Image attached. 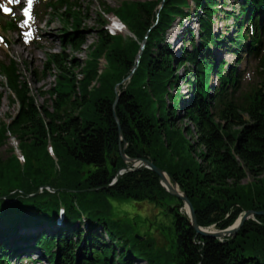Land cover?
<instances>
[{
    "label": "trees",
    "instance_id": "trees-1",
    "mask_svg": "<svg viewBox=\"0 0 264 264\" xmlns=\"http://www.w3.org/2000/svg\"><path fill=\"white\" fill-rule=\"evenodd\" d=\"M238 2L236 12L227 0L101 5L105 22L87 46L80 77L71 58L69 63L58 52L47 54L42 72L54 67L57 73L43 104L15 61H0V85L16 104L9 120L0 122V146L8 134L15 136L24 159L12 152L0 155V264L24 258L51 264H264V215L246 219L234 236L205 237L192 227L184 201L170 194L152 169L124 171L113 185L99 188L125 165L120 145L129 157L148 158L166 171L202 227L224 229L247 209L264 210V83L244 88L239 68L243 51L264 65V0ZM42 4L62 20V44L78 45L85 16L78 5L73 0ZM219 11L234 20L235 34L226 37L227 50L236 55L233 65L215 58L224 40L213 26ZM107 14L133 36L105 28ZM194 18L197 30H185L186 43L181 41L175 56L167 30ZM2 28L15 30L16 24L6 21ZM101 58L105 66L99 70ZM247 176L252 179L243 182ZM92 192L96 195L87 200ZM48 193L64 203L48 195L50 201H43L40 195ZM105 194L164 206L174 217L175 251L164 261L149 241L131 237L126 225L92 210Z\"/></svg>",
    "mask_w": 264,
    "mask_h": 264
},
{
    "label": "rangeland",
    "instance_id": "rangeland-1",
    "mask_svg": "<svg viewBox=\"0 0 264 264\" xmlns=\"http://www.w3.org/2000/svg\"><path fill=\"white\" fill-rule=\"evenodd\" d=\"M47 0H34L33 5L29 9L30 15L25 14L24 9L28 8L27 0H19V3L9 2V0H0V5L10 9V12H5L3 8H0V61L8 62L10 59L15 61L19 74L25 76L30 88L34 95H36V101L38 104H43L49 96L43 94L46 89L52 87L55 83V74L57 73L54 67L48 70L44 69V64L48 53L58 52L64 60L69 62L71 58L75 68L74 72L77 73V77H80L78 71L81 64L85 62L87 57V46L96 39V30L100 27L102 20L99 13L101 11V5H108L109 7H118L123 0H73L78 5V9L85 13V16L80 22L78 27L80 43L74 48L67 45H63L60 38V33L64 24L60 17L53 15L49 8L43 6V2ZM143 1V0H140ZM238 1L240 0H227L228 9L233 8L237 11ZM192 3V2H191ZM193 6V5H192ZM43 8V11H42ZM46 11V12H45ZM106 19L105 28L114 33H121L124 36L132 35V33L126 28L123 30L120 26H116L113 23V14H107L104 16ZM214 30L217 34H223V43L216 47L215 58L217 60L226 59L230 65H233L236 60V55L233 52L227 50L229 44L227 36L235 34L231 28L234 20L224 17V14L219 11L217 16H214ZM192 20L193 22L189 21ZM6 21L15 22V30H5L2 28L3 23ZM175 22L167 30V40L172 43V50L176 55L181 51V41H183L184 32L187 28H194L195 31L197 23L195 18L188 19L182 26L177 25ZM70 28V27H69ZM28 33V35H25ZM262 52H264V25L262 27ZM133 36V35H132ZM186 43V41H183ZM242 61L239 64V68L243 72L242 84L244 88L261 87L264 83V65L260 64V59L251 57L249 54H245V51L241 52ZM70 63V62H69ZM105 66V59L101 58L99 61V70ZM181 73L184 70L181 69ZM218 80L215 74L212 75V83H217ZM93 81L91 82V84ZM184 79L179 80L181 91L186 97L189 93L188 86L185 84ZM184 97V98H185ZM16 112V104L11 102L9 98V91L6 87L0 85V122L8 121L9 116ZM178 123L181 122L179 118L176 119ZM15 153L19 156L20 150L17 147V138L8 134L7 138L0 146V155L2 157L8 156L10 153ZM21 162L24 161L21 157ZM251 176H247L243 179V182L250 181ZM48 183V182H47ZM53 192V189L47 188ZM88 191H95L94 188H87ZM37 192H40L38 190ZM60 192V191H59ZM48 193L40 195L43 201H50L47 197L52 196L60 204L64 201L57 195H51ZM48 195V196H46ZM96 192L91 194L87 193L86 199L93 198ZM44 196L46 198H44ZM39 199L40 202L42 200ZM102 203L96 202L93 205L92 210L98 211L97 214L104 216L108 221L114 220L122 225H126L131 237H136L142 241L145 239L149 241V247L155 254L160 253L161 257L166 259V255L175 251L176 247V233L174 225L173 214L164 206L150 203L149 201L136 202L130 198H115L109 195H102ZM128 224V225H127ZM50 230L54 228L48 226ZM213 227V226H212ZM215 228V227H213ZM143 237V238H141ZM35 257L34 255H32ZM24 258V257H23ZM13 262L14 264H51L46 259L42 261H32L29 258H24L21 262ZM170 264L172 262L169 261Z\"/></svg>",
    "mask_w": 264,
    "mask_h": 264
},
{
    "label": "water",
    "instance_id": "water-1",
    "mask_svg": "<svg viewBox=\"0 0 264 264\" xmlns=\"http://www.w3.org/2000/svg\"><path fill=\"white\" fill-rule=\"evenodd\" d=\"M163 3V0H161V4ZM143 49V45L140 49V51L137 54V58H139L140 54H141V50ZM131 75V74H130ZM129 75V77H130ZM119 86V83L116 85V92L118 91L117 88ZM119 96V92H117L116 97H115V101H114V105L117 102ZM116 121L118 123V119L116 117ZM118 131H119V135L120 138H122V132L120 129V125L118 123ZM119 150H120V155L123 159V161L125 162V165L123 167H121L117 173L116 176L114 178V180L109 183L108 185L105 186H101L99 188H105V187H109L110 185H113L121 176L122 172L124 171H128V170H134V169H139L141 167H147L149 169H152L157 175H159L160 177V181L161 184L163 185V187L172 195L182 199L184 201V206L187 205L188 206V211L186 210L189 218H190V223L192 225V227L196 230L197 233L205 236V237H213V238H223V237H228V236H234L237 234L238 230L241 228V226L243 225V223L245 222L246 219L253 217L254 215L258 214V215H264V210H253V209H247L246 211L243 212L242 215H240L232 225L224 228V229H208L207 227H202L200 225L197 224L196 221V215H195V211L193 208V205L191 204L190 200L188 199L187 195L185 194V192H183L182 190L179 189V186L177 183L175 182H171L169 183V181L167 182V185H165L163 183V181H166V177L165 175H168L166 171L162 170L161 168H159L158 166H156L153 161H151L148 158H133V157H129L127 154L124 153L123 148L119 145ZM95 189V188H94ZM97 189V188H96ZM143 238V237H141Z\"/></svg>",
    "mask_w": 264,
    "mask_h": 264
},
{
    "label": "snow or ice",
    "instance_id": "snow-or-ice-1",
    "mask_svg": "<svg viewBox=\"0 0 264 264\" xmlns=\"http://www.w3.org/2000/svg\"><path fill=\"white\" fill-rule=\"evenodd\" d=\"M9 2H15V3H19V0H9ZM27 3H28V8H25L24 11L25 13H28L29 9L31 8V6L33 5L34 3V0H27ZM0 8H3V10L5 12H10V9L6 8V7H3V5H0ZM25 35H28V33H25Z\"/></svg>",
    "mask_w": 264,
    "mask_h": 264
},
{
    "label": "bare ground",
    "instance_id": "bare-ground-1",
    "mask_svg": "<svg viewBox=\"0 0 264 264\" xmlns=\"http://www.w3.org/2000/svg\"><path fill=\"white\" fill-rule=\"evenodd\" d=\"M121 28H123V30H126V28L125 27H121ZM165 177H166V181H163V183L165 184V185H167V182L169 181V183H171V180H170V178H169V176L168 175H165ZM185 207V210H189L188 209V206L187 205H185L184 206ZM208 229H215V228H213V227H207Z\"/></svg>",
    "mask_w": 264,
    "mask_h": 264
}]
</instances>
